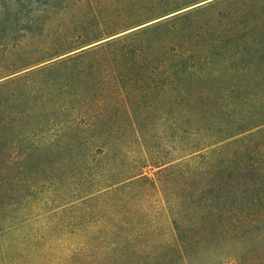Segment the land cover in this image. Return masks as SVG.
<instances>
[{"label": "trees", "instance_id": "16d2710c", "mask_svg": "<svg viewBox=\"0 0 264 264\" xmlns=\"http://www.w3.org/2000/svg\"><path fill=\"white\" fill-rule=\"evenodd\" d=\"M32 4L34 15L27 11ZM143 12V5L119 0H0V44L12 53L28 41L36 48L0 63V188L13 172L55 165L75 153L100 167L92 184L107 180V197L117 191L123 199L122 208L104 210L93 226L76 231L81 245L61 264H188L236 234L246 236L252 209L264 223V0L241 9L240 33L220 45L219 36L211 37V54L223 46L240 49L233 99L219 104L238 107L231 137H239L210 150L217 141L203 122L216 104L185 93L170 102L183 112L171 118L172 153H148L138 161L121 154L123 121L107 119L109 111H127L123 128L139 133L145 116L129 114L131 88L153 87L158 97L171 90L175 98L190 67L209 57H197L180 38L176 21L189 13L121 34L141 25L136 18ZM27 32L36 38H25ZM147 165L157 168L154 178L144 174ZM138 188L161 191L167 225L128 201ZM2 213L3 207L5 222Z\"/></svg>", "mask_w": 264, "mask_h": 264}, {"label": "rangeland", "instance_id": "374dc122", "mask_svg": "<svg viewBox=\"0 0 264 264\" xmlns=\"http://www.w3.org/2000/svg\"><path fill=\"white\" fill-rule=\"evenodd\" d=\"M119 1H125L127 6H144L143 14L136 18L137 23L141 25L121 34L189 13L187 17L176 21V25L182 27L180 38L185 39L188 50L197 52V57L209 55L205 62L190 67L188 81L179 89L180 94L175 98L171 90H168L166 95L158 97L156 88L140 85L131 88L135 97L131 100L126 98L122 103L129 100L127 103L133 105V110L130 108L129 114L136 119L145 116L139 133L135 134L123 128L127 126L125 123L127 111L124 109L116 113L109 111L107 119L123 121L121 154L129 160L138 161L145 158L148 153L163 157L167 153L170 155L173 140L171 118L174 114L183 113L179 110L181 104L170 102L181 101L186 97L185 93L204 101L212 100L216 104V107L204 117L208 120L203 122L206 126L204 131L211 133L209 139L217 141L210 146V150L230 146L231 141L239 137V135L231 137L236 129L234 125L236 117L239 116L236 113L238 107L222 108L219 104L223 100L226 104L233 99L230 87L237 82L236 71L243 64L238 60L240 49H236L234 45L223 46L225 49L217 55L211 54V47L214 44L211 37L219 36L220 45L234 33H240L243 22L241 9L247 6L250 0ZM33 8L38 7L36 4L28 6V13L34 15ZM23 33L20 31V34ZM196 34L203 39H192L198 37ZM29 37L36 38V33L27 32L25 38L33 39ZM10 48V45L0 44V63H6L14 54H17L18 58V55L29 54L31 50L36 49L30 41L17 47L15 53H12ZM258 64V62L252 64L251 69ZM21 72L23 71L18 73ZM107 101L113 103L111 97H108ZM142 113L147 114L141 115ZM230 123L233 125L230 126ZM256 130L257 127L250 132ZM143 170L148 177L154 178L157 168L147 165ZM99 172L100 167L89 165L87 159L74 153L67 161L55 165L43 162L29 167L24 173L13 172L8 175L3 187L0 188V208L3 207L2 215L6 217L4 222L3 216H0V264H61L62 258L70 253V249L81 245L76 234L78 229L93 226L95 223L93 220L102 215L104 210L122 208L123 199H120V192L110 193L112 195L109 197L105 194L106 190H110L107 187V180L99 182L98 185L92 184ZM128 198V201H135L141 207L148 208L152 214L159 216L162 222L168 224L169 216L159 189L138 188ZM105 205H109V208ZM260 214L256 209L250 211L249 220L252 228L246 236L236 234L229 243H222L217 249L203 251L198 259L188 264H264V223L258 221ZM262 219L264 221V218ZM167 252L174 255L170 248Z\"/></svg>", "mask_w": 264, "mask_h": 264}]
</instances>
